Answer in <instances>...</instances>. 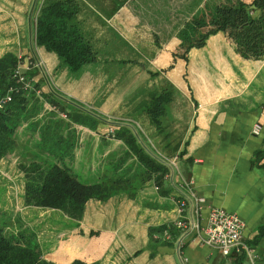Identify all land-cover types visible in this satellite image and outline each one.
Listing matches in <instances>:
<instances>
[{"label":"crops","instance_id":"obj_1","mask_svg":"<svg viewBox=\"0 0 264 264\" xmlns=\"http://www.w3.org/2000/svg\"><path fill=\"white\" fill-rule=\"evenodd\" d=\"M216 1L68 0L70 23L95 54L72 70L55 50L36 42L31 12L43 0H0V54L22 53L40 91L14 132L15 148L0 159V199L14 200L16 193L24 200L19 158L23 151L45 158L49 145L42 137L48 134L65 139L61 150L72 147L63 161L80 180L123 185L106 200L89 199L79 220L56 210L61 237L47 255L66 263L78 257L99 264H231L194 230L174 226L178 200L189 198L183 184L189 178L207 205L242 220V238L264 264V56L243 57L222 30L201 45L182 32ZM41 93L62 102L54 105ZM155 99L154 121L149 110ZM70 106L97 116L95 128L70 121L63 112ZM121 123L166 162L161 186L113 135ZM255 123L260 134L252 133ZM206 216L207 207L202 226Z\"/></svg>","mask_w":264,"mask_h":264},{"label":"trees","instance_id":"obj_2","mask_svg":"<svg viewBox=\"0 0 264 264\" xmlns=\"http://www.w3.org/2000/svg\"><path fill=\"white\" fill-rule=\"evenodd\" d=\"M71 10L66 1H54L43 4L36 16V42L47 49L55 50L72 70L85 62L94 60L95 54L84 39L77 26L70 23ZM217 30L225 31L235 43L237 51L247 58L264 56V0H221L206 9V16L194 18L186 23L182 32L194 34L193 45L203 44L206 36ZM17 55L12 51L0 54V91L13 84L12 68ZM27 77L31 79L30 72ZM34 89L36 83L32 80ZM36 95L35 90H19L12 94L11 101L0 111V159L15 148L14 132L28 118L27 104ZM41 95L50 103L57 105L61 99L50 95ZM159 101L155 99L149 110L153 120L159 113ZM71 107V106H70ZM161 111V110H160ZM63 112L70 121L95 128L99 122L97 116L78 107ZM50 133V132H48ZM113 135L123 140L136 159L144 165L156 185L161 186L169 169L165 161L158 160L146 151L138 142L136 134L126 124H119ZM47 149L42 153L45 158L33 155L30 161L18 163L24 175V205L54 209L68 218L79 220L89 199L106 200L115 194L122 184H104L101 181L85 182L80 180L63 161L72 155V147L67 144L61 150L60 143L65 139L59 135L48 134L42 137ZM44 145V146H45ZM152 228L150 233H153ZM96 234L90 231V235ZM36 231L27 225L9 230L5 221H0V264H99L98 260L87 261L78 257L69 262L58 260L43 252L37 241ZM231 264H243L246 257L242 253L228 256Z\"/></svg>","mask_w":264,"mask_h":264},{"label":"built area","instance_id":"obj_3","mask_svg":"<svg viewBox=\"0 0 264 264\" xmlns=\"http://www.w3.org/2000/svg\"><path fill=\"white\" fill-rule=\"evenodd\" d=\"M16 55L17 60L11 72L13 84L6 87L4 91H0V111L11 101L14 92L33 89L36 94H40L38 89H34L32 79L27 77L28 63L24 60L23 54ZM261 130L262 126L259 123L252 126L253 134H260ZM175 160L176 157L169 160L171 167L174 166ZM183 184L188 191L189 198L188 201L186 199L178 200V217L174 221V226L182 231L194 230L204 243L217 248L223 256L242 253L249 264H260L259 257L253 247L242 238L244 226L242 220L222 208L207 205L205 197L194 191L191 179H183ZM205 207H207V216L205 224L202 226L200 224L201 212Z\"/></svg>","mask_w":264,"mask_h":264},{"label":"rangeland","instance_id":"obj_4","mask_svg":"<svg viewBox=\"0 0 264 264\" xmlns=\"http://www.w3.org/2000/svg\"><path fill=\"white\" fill-rule=\"evenodd\" d=\"M54 1H61V0H43L42 4L34 11L31 12V26L35 24V16H37V12L43 4L54 2ZM63 1V0H62ZM68 1V0H66ZM68 3V2H67ZM184 8H181V21L184 18ZM71 10V17L74 14V9L70 7ZM34 17V18H33ZM70 17V18H71ZM172 29V24H169ZM170 29V30H171ZM164 32L162 31V34ZM30 151H23L21 155L24 157H20L21 161L27 163L30 161ZM16 192V187L14 188ZM24 200L23 197L18 201L15 193V199H9L8 201L0 199V221H5V225L9 228V230H17L24 225L32 227L36 231L37 241L40 244L44 253L50 252L53 250L52 242L54 239H59L60 235V226L61 223L54 219L58 218L60 213H57L56 210L50 209H41L40 207H33V206H25L23 204ZM55 250V249H54ZM53 250V251H54Z\"/></svg>","mask_w":264,"mask_h":264}]
</instances>
